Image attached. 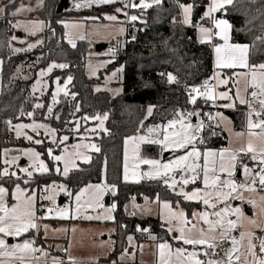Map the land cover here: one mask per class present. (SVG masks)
<instances>
[{
	"label": "trees",
	"instance_id": "trees-1",
	"mask_svg": "<svg viewBox=\"0 0 264 264\" xmlns=\"http://www.w3.org/2000/svg\"><path fill=\"white\" fill-rule=\"evenodd\" d=\"M23 0H15L14 4H7L3 19H0V150L12 146L24 145V142L13 137L10 126L18 121L25 120L27 114L33 110L36 120H43L42 108H33L36 98L31 95L30 87L35 80L36 72L45 69L51 63L67 64L64 69L55 68L49 75L53 77L71 76L69 84L70 95L63 99L56 107L59 119H52V125L58 134L68 133L76 120L83 117H94L107 114V133L96 138V144L101 151L92 154V161L81 164L72 170L69 175L62 178L52 171L46 174L35 175L31 187H40L52 182L64 183L68 192L75 194L88 184H99L102 180L111 185L115 184L116 194L112 200L115 202L113 212L114 232L111 235L113 249L103 259L104 262H117L118 256L126 248V238L134 235L138 243L144 241L145 236L138 229H145L156 237V242H169L172 244L170 233L162 227L159 218H136L128 215L125 206L133 198L142 201L143 198L155 200H169L173 206L177 204L185 209L188 218L194 209L200 205L184 201L182 197L170 192L161 181H144L140 183L122 182V154L123 139L144 132L147 127L166 124L174 118L176 112H190L203 110L205 100L197 99L196 104L189 102L188 90L193 86L200 87L205 80L212 83L213 65L212 49L209 44H201L196 39L193 26L186 27L181 23L180 5L195 4L192 14L194 24L206 25L208 20L202 14L209 4V0H162L159 5L137 13L138 19L131 21L137 31L127 35L124 47H120L107 65L106 73L122 68L121 93L111 96L107 91L95 92L92 88L93 79L84 74L85 53L87 45L78 41L75 47H70L64 39V29L56 20L62 16H100L108 12L113 6L92 5L88 9L74 12L70 9L56 14L60 0H42V6L32 14L40 20L46 21V28L42 33L31 37L41 40V44L31 50H22L14 53L12 36L17 35L10 17L12 12ZM32 2L34 0H31ZM73 2V0H68ZM9 2V1H7ZM114 6L123 8L117 16L118 20L124 18L125 8L122 3ZM135 12L134 10H132ZM131 11V12H132ZM216 17L228 20L232 25L231 42L248 44L255 47L252 50L251 62H264V0H234L228 6L227 12H218ZM133 35V37H132ZM119 45V44H118ZM27 75V77L18 76ZM176 76L178 83H168L166 75ZM100 79L103 75L99 76ZM71 93L76 94L75 100ZM44 96L42 102H47ZM80 105V111H75V105ZM208 104V103H207ZM44 105V104H43ZM149 106L153 107V114L146 116ZM240 108V107H239ZM231 118L233 125L239 129L243 125L240 111H225ZM242 112V111H241ZM201 113V112H200ZM240 116V118H239ZM194 117V116H193ZM11 121V124L8 122ZM143 122L144 128H140ZM69 127V128H67ZM211 129L204 128L200 135L205 137L204 144H197L201 150L224 148L226 137L220 129L212 128L216 135L210 136ZM44 154V147H39ZM141 154L152 158L158 156L156 145H142ZM170 154V153H169ZM45 157V154H44ZM106 169V171H105ZM198 183L195 185L197 186ZM195 186H190L192 189Z\"/></svg>",
	"mask_w": 264,
	"mask_h": 264
},
{
	"label": "snow or ice",
	"instance_id": "snow-or-ice-1",
	"mask_svg": "<svg viewBox=\"0 0 264 264\" xmlns=\"http://www.w3.org/2000/svg\"><path fill=\"white\" fill-rule=\"evenodd\" d=\"M10 4H14L15 0H9ZM114 3H122L124 8H148L153 4L159 5L162 0H140L139 4L133 3L132 0H81V3H77L75 7L77 9L81 7H91L92 5H109ZM234 0H210L207 6V11L204 12L202 18H206L213 25L212 28L204 27L202 24H194L192 21V14L195 8V4H181L180 7L183 11V23L197 27L200 33L199 42L201 44H209L214 51V65L215 72L212 77L216 81L215 84H211L210 81L205 80L200 87L193 86L189 93V102L193 105L196 104L197 96H201L205 99V102L216 100H227V104L221 105L226 108H235L236 102L241 105H246L248 111L246 113V132H237V137L247 136L246 145H242L238 149L225 148L219 151L208 149L201 151L198 149L197 144H204L205 137L200 135L205 127L212 129L213 124L205 125L203 121L199 124L193 125L191 123V117L199 116L197 111L190 112H176L174 118L159 126L147 127L146 134H136L127 137L124 140V154H123V172L122 179L124 182L140 183L141 180H159L168 189L172 190L175 195L183 197L186 201L202 202L207 208L213 209L212 212L203 211L193 213V218L189 219L183 210H179V205H176V210L173 209V205L167 201L163 202V209L166 210V214L163 215L162 227H166V231L170 234L179 233L178 237H174L178 242L183 245H190L194 249L197 246L202 248V251H187L184 247L173 248L168 242H159L157 244L158 250V264H264V237H257L251 230L240 231L239 237L233 236L232 232L238 228H243V221L247 220L250 225L256 228H262L261 223L255 219L249 220L244 215L240 208H230L227 206L226 201L231 199L244 200L243 192L257 193L259 190L264 191V62L253 63L251 62V56L255 46L241 43L231 42V31L233 25L226 19L217 18L214 14L217 12H227L228 6L233 5ZM7 5L0 7V14L6 11ZM23 6L14 11L12 14L18 15L23 11ZM117 12H123V8H117ZM127 15V13H124ZM108 20H116L115 15L105 17ZM137 16L130 17L131 21H136ZM33 24L42 26V22L33 21ZM64 23L67 28L69 24ZM17 24H13V27H17ZM219 38L223 43H214L216 38ZM17 37L12 36L11 40H16ZM264 40V38H262ZM69 43L72 47H75V43L69 39ZM35 45L30 44L29 49ZM14 53L22 51L21 49L13 48ZM110 62V61H109ZM2 63V61H0ZM68 67L67 64H57L53 62L50 64L46 71H41L39 75L41 77L48 73H51L53 69H64ZM223 69H244L245 71H234L232 76L240 77L243 79V89L236 87L235 94L230 95L232 89L229 88L226 91L217 93L216 88L220 85L227 86L232 76L222 78ZM123 69H117L112 73V77H117L119 72ZM166 75L168 83H178L176 76L167 73ZM72 77L68 76L67 81L61 87L59 80L56 81L57 89L53 93V105L59 103L57 96L63 93L64 96H69L70 93L67 89L68 84L72 82ZM233 85H238V80H233ZM40 81H37V85H40ZM248 89H251L249 92ZM34 91L36 87L34 86ZM95 91L99 92L101 89L97 87ZM243 92V94H242ZM116 94H119V90H116ZM73 100L76 98L75 93H71ZM258 105V107H257ZM36 108L44 107L42 104H36ZM153 107L147 108V115L153 114ZM48 113L53 112L52 107H48ZM75 111H80V105H75ZM29 116L32 113H28ZM210 121L214 122L215 127H219L221 123L227 121V118L222 113H216L215 115L208 114ZM59 119V117H56ZM84 120L90 119V117H83ZM99 121V129L102 132L107 133V129L104 127V122L108 119V115L105 113L103 116L96 115L91 117ZM11 124V121L8 122ZM230 123V122H229ZM16 136L22 135V129L31 128L34 132L38 129L44 128L46 133L53 137V143H64L69 139L68 136H63L59 140L55 139L56 129L47 128L43 124H17L14 125ZM145 126L143 122L140 124V128ZM80 124L76 122L74 131L79 132ZM87 131L96 132V128L88 129ZM37 134H39L37 132ZM26 139L33 141V137L24 133ZM210 136L216 135L215 131H209ZM36 144H41L42 141L37 139L33 141ZM129 145H132L131 155L129 154ZM141 145H157L161 149V157L164 152L173 151L178 152L184 150L183 154L176 156L173 160L168 162H162V159L144 158L141 156ZM73 159L70 161L65 155H54L53 149L47 150L48 157L53 162H64L63 170L59 167L56 168L57 173H61L65 177L68 176L71 164L72 168H77L76 158L80 159L83 163L88 164L92 161V156L86 152L78 151V149L84 148L93 152L99 153L101 148L95 143L78 144L73 145ZM8 149L4 150L5 159L3 161L4 166L0 169V179L7 177L11 179L15 177L17 180L22 179L17 175L16 171H11L10 166L16 165L20 172H23L29 179L33 176L34 172L47 173L49 172L48 166L40 159L41 153L33 150H17V152L23 151V155L28 157L32 163L30 168L19 167L18 161L20 155H13L9 158ZM67 148L63 149V152L67 153ZM241 154L249 155L250 159L258 164L259 171L250 168L248 165L240 162L243 174L245 176L244 183H238L233 179L236 173L238 158ZM203 163H199V161ZM131 161V163H130ZM141 165H148L149 170L141 171ZM131 169V171H130ZM106 171V169H105ZM179 177L177 178V174ZM226 174L227 178H222V175ZM29 179H24L25 184L29 183ZM197 180H202L203 188H193L190 191L185 190L189 184H195ZM115 184H89L85 188L81 189L79 194L75 195V201L77 207L75 212L76 216H69L68 209H57L56 215L61 219H107L113 220L114 217L110 214L115 209V205L112 209H106V215H83L79 216L83 209L86 213L88 209L95 210L98 207H103L100 204V199L106 191H111L113 195L116 194ZM53 188L58 190L67 191L63 185H54ZM94 189V191H89ZM53 189L46 187L45 192H51ZM88 193L87 199L82 201V197ZM235 193V196H233ZM69 196L72 193H68ZM9 197L15 200L16 203L9 204ZM48 200H53L52 195L44 197ZM36 197L29 194L25 189L21 188L20 184L15 185V191L10 192L8 188L0 186V257L15 258L20 261V264H26L27 261L32 259H40L36 257L35 253L41 252L44 256L47 253L35 246L34 239H24L22 243L16 245H9L7 243V237H21L26 233L33 230L39 232L41 225L39 221L47 219V216L36 215V208L34 206ZM156 202H160V197L157 195ZM248 203L252 204L254 208L258 209V214H264V195L259 197L257 201L255 198H249ZM218 204H225V207L218 208ZM48 213H52L53 209L49 208ZM149 211L150 209H145ZM230 215H235L236 219H230ZM210 217H215L212 219ZM190 225V226H189ZM206 226V227H205ZM43 230L45 233L48 231V226L44 225ZM139 231H147L145 229H138ZM53 231H68L67 229H54ZM75 232V229H72ZM150 238L156 240V237ZM131 242L132 237H128ZM259 241V249L257 250V244L254 241ZM227 241L230 243V247L224 249L223 256L219 255L217 249L223 247V243ZM206 257L201 259L200 257ZM3 264V261H0ZM52 264H64L62 260L53 258ZM69 264H77L76 260L69 257Z\"/></svg>",
	"mask_w": 264,
	"mask_h": 264
},
{
	"label": "rangeland",
	"instance_id": "rangeland-1",
	"mask_svg": "<svg viewBox=\"0 0 264 264\" xmlns=\"http://www.w3.org/2000/svg\"><path fill=\"white\" fill-rule=\"evenodd\" d=\"M3 1H0L2 4ZM140 3V0H138ZM9 2H6V5ZM42 0H34L33 2L31 0H23L20 4L23 6V11H21L18 15H13L12 17L10 16L9 19L11 20V24H17V27H13L14 30L16 31L18 29V33L21 34L20 37H18L17 42L20 44H16V41L13 42L12 49H21V50H31L36 48L38 45L41 44V40L38 39H31V37H34L40 33L43 32L44 24L42 23L41 25L38 24H33L31 20H27L25 18H19L17 16H24L23 13L24 11L27 10H35L41 6ZM73 7L75 10H72L74 12H78L81 10L88 9L89 7H81L77 9L75 5L77 3H81V0H73ZM210 3V0H209ZM118 4V3H116ZM114 4H109V6H113L111 9L108 10V12L102 13L100 16H90V17H84L85 22H80V21H70V20H64V22H67L69 24V27H65L64 23L63 29H64V39L67 42V44L72 47V44L69 43V39H71L75 45L77 44L78 41H84L86 42L87 45V52L85 53V62H84V74L87 78L93 79L94 83L92 85L93 90L97 87L101 89V91H107L111 96H116V90H119V93H121V86L118 84L122 81V72H119L117 74V77L113 78L112 73L116 71L117 69H114L113 71H110L109 73H106V68L109 63L113 61V58L115 57V54L111 51V47L117 45L122 38H119V36L124 35L125 31L123 27H119L116 30L109 29L106 27H101L98 24L88 22L86 18H89L90 20H95V21H103L106 22L108 19H106V16L110 15H115L116 17L120 15L122 12H117L116 9L120 8L117 6H114ZM96 7H100L101 5H95ZM208 6V5H207ZM21 8V7H19ZM18 8V9H19ZM142 10H145L144 8H136L134 13L137 15V13L141 12ZM207 11V7L205 8V11ZM203 12V13H204ZM218 13V12H217ZM215 13L214 15L216 16ZM1 16V15H0ZM66 16V15H65ZM67 17H75L73 19H76V17L80 16H74L70 15ZM181 17L183 21V11L181 9ZM83 18V17H81ZM221 18V17H217ZM206 19V18H205ZM224 19V18H222ZM209 23H211L209 21ZM213 27V25H212ZM17 33V36H18ZM197 33L200 37L199 30L197 29ZM16 36V37H17ZM198 37V38H199ZM199 40V39H198ZM215 43H223L222 41L219 40V38H216ZM35 45L34 47L29 49V45ZM97 45H103L104 48L101 51H96L95 47ZM212 59H213V75L215 72V65H214V51L212 48ZM110 61V62H109ZM52 64V63H51ZM48 66L45 69H40L36 72L35 80L33 81L31 87H30V92L33 97H35L36 102H34V109L36 108V104H44V110H43V117L44 119H35L37 116L36 114L34 115L33 110L29 113H32L31 116L27 114L25 120L23 121H18L10 126L13 137L17 140H21L24 142V145L20 146H12L9 148H3L0 150V169H2L4 166V150L8 149L9 151V158L13 155H20V159L17 162L19 167H25V168H30L32 161L23 155V151L17 152V150H27V149H33L37 152L40 153L39 147H44V154L41 153L40 159H42L45 164L49 168V172L52 171L55 174L60 175L62 178H65L64 175L61 173L56 172V168L59 167L61 170H63L64 167V162H53L47 155V150L49 148L53 149V154L54 155H65L67 159L70 161L73 159V156L71 153H73V145H78V144H89V143H95L96 144V138H99L101 135L105 134V132L100 131L99 129V121L95 119H80L76 120L74 122V125L69 128L70 132L68 133H62L61 135L57 133L56 131V137L55 139L59 140L63 136H68L69 139L65 141L62 144H59V146L55 143H53V137L49 134L46 133V130L44 128L38 129L37 132H34L31 128L27 129H22V135L20 137L16 136V132L14 130V125L17 124H25V125H32V124H43L46 125L47 128L55 129L54 126L52 125V119L54 117V112L56 107L59 105V103L65 99L67 96H64L63 93H60L59 96H57V100L59 103L53 105L52 100H53V93L56 92L57 89V83L56 81L59 80L60 86L62 87L64 83L67 81L68 77L62 78V77H53L52 79L49 78L50 73L46 74L45 76L41 77L39 73L41 71H46ZM234 71H245L244 69H223L222 70V78H226L228 76H232ZM103 75V78L100 79L99 76ZM28 74L26 75H21L18 72V76H23L27 77ZM40 81V85H37V81ZM233 80H238L239 84L238 85H233ZM114 83V85H113ZM216 81L214 80V84ZM34 86L36 87V91H34ZM240 87L243 89L244 82L243 79L240 77H235L232 76V79L229 80V83L227 86L220 85L216 88L217 93L223 92L228 90L229 88L232 89V92L230 95L235 94L236 87ZM67 89L69 91V84L67 86ZM250 92L251 89H248ZM97 92V91H95ZM243 94V92H242ZM44 96L48 97L47 102H42V99ZM200 99V98H197ZM218 102V110L215 111L214 115L216 113H222L226 118L227 121L224 123H221L219 127L214 126L213 121H208L207 123H204L205 125L208 124H213L212 128L220 129L221 132L225 134L226 137V146L224 148H217V149H211V150H216L219 151L221 149L225 148H231V149H238L242 145H246L247 142V136L245 135L244 137H237L235 134L237 132H246V112L248 111V108L246 105H241L238 102H236V107L235 108H226L222 107L221 105L227 104L229 101L227 100H216ZM210 103H213L212 101H209V103L203 105V107H206ZM48 107L53 108V112L51 114L48 113L47 109ZM240 107V108H239ZM258 107V105H257ZM42 108V107H41ZM39 109V108H38ZM226 110L230 111H236L239 110V114L242 119H243V125L239 128L236 129L233 125V122L231 118L226 114ZM245 110V111H244ZM202 110H198L197 112H201ZM242 111V112H241ZM59 112H57L55 115L57 116ZM100 115V114H99ZM104 114H101L100 116H103ZM56 116L54 119L56 120ZM146 116L147 115V110H146ZM239 116V118H240ZM35 117V118H34ZM95 117V116H94ZM200 115L199 116H194L191 117V123L193 125L199 124L200 121ZM38 118V117H37ZM195 119V121H193ZM79 121L80 128L79 132L74 131V127L76 125V122ZM106 122V121H105ZM104 122V127L106 128V123ZM230 122V123H229ZM159 126V125H155ZM152 127V126H150ZM96 128V132H90L87 131L88 129ZM208 128V127H205ZM147 130V129H146ZM146 130L144 132L138 133V134H146ZM212 130V129H211ZM24 133L27 135H30L33 137V141L39 139L42 141L41 144H36L33 141H29L26 139ZM129 137V136H128ZM127 138V137H126ZM123 139V154H124V140ZM142 146V145H141ZM157 146V145H156ZM67 148V153L63 152V149ZM158 148V156L157 157H152L154 159H162V162H168L170 160H173L176 156L183 154L184 150H180L178 152H173V151H168L164 152L165 153H170L167 157H161V149L159 146ZM131 149L132 145H129V154L131 155ZM199 149V148H198ZM201 150V149H200ZM201 150V151H206ZM78 151L81 152H86L87 154L91 155L94 154L95 152L88 150V149H78ZM123 154H122V166H123ZM142 156V154H141ZM249 156V157H248ZM144 157V156H142ZM147 158V157H144ZM251 160L250 159V154L249 155H244L241 154L240 157L238 158V164H237V169L235 176L233 179L237 181L238 183H244L245 182V176L243 174L242 167L240 166V162L243 164L247 165V162ZM23 161V162H22ZM252 161V160H251ZM76 164L77 168L83 163L80 159L76 158ZM253 163H256L252 161ZM131 163V161H130ZM199 163H203V161H199ZM258 165V164H257ZM70 171L69 173L77 168H72L71 164L69 165ZM256 171H259L258 169L252 168ZM11 171H16L17 175L20 176L22 179L17 180L15 177H12L11 179H8L7 177L0 179V186H4L9 189L10 192L15 191V185L18 183L20 184L21 188L25 189L29 194H32L36 197L34 206L36 208V215L39 217L41 215L47 216V219H42L39 221V224L41 225V230L39 232H36L35 230L24 234L21 237H7V243L11 245H16L18 243H22L24 239H34L35 240V246L37 248L43 249L46 253L47 256H44L43 253L37 252L35 253L36 257H40V259H32L31 261H27L26 264H52L53 258H57L59 260H62L64 264H69V257H72L76 260L77 264H158V250H157V242L153 239L150 238V235L147 231L142 232V236H145L144 241L138 243L134 237V235L130 234L126 238V248L123 250V252L118 256L117 262H104L103 259L106 258L109 253L113 249V240L111 238L112 233L114 232V226L112 223H110L112 220H107V219H83V218H76V219H61L56 215V210L57 209H68L69 210V216H76L77 213L75 212V209L77 207L76 201H75V195L79 194L80 190L85 188L86 186H83L81 189H79L75 194L69 196L68 195V190L63 191V190H58L53 188L54 185H63L65 189L66 185L64 183H58V182H52L47 185H41L40 187H31V184L34 180L35 175H40V174H46V173H39V172H34L33 176L29 179L26 177V175L23 172L19 171V168L16 165H11L10 166ZM141 171H147L149 170L148 165H141L140 166ZM131 171V169H130ZM122 172H123V167H122ZM48 173V172H47ZM239 173V176H238ZM69 175V174H68ZM179 177V173L177 174V178ZM222 178H227L226 174L222 175ZM24 179H29V183L25 184L23 182ZM122 179V175H121ZM144 181H159V180H141V182ZM122 182L123 179H122ZM124 183H132L134 182H124ZM198 183L197 186H195ZM89 185V184H88ZM96 185V184H93ZM164 185V184H163ZM165 186V185H164ZM190 186H195L194 188H203V183L202 180H197L195 184H189L186 186L187 191H190L188 189ZM52 188L53 190L51 192H45L44 189ZM167 188V187H166ZM258 191L257 193H250L247 191L243 192V196L245 197L244 200L240 199H231L229 198L226 201V204L230 208H240L244 215L248 217L249 220L255 219L258 222L261 223L262 227H264V214H258V209L254 208L252 204L248 203L249 198H255L257 201L259 200V197L264 195V191L259 190V186H257ZM168 189V188H167ZM193 189V188H192ZM191 189V190H192ZM170 192L174 193L172 190L168 189ZM94 191V189L89 190ZM106 191L104 195L100 199V204L103 205V207H98L95 210L88 209L87 212L85 213L84 210H81V213L79 214L80 217L83 215H91V216H96V215H106V209H112V206L114 205L112 202V197L110 196ZM175 194V193H174ZM47 195H52L53 200H48L45 199L44 197ZM88 193H85V196L82 197V201L84 199H87ZM233 196H235V193H233ZM110 197V198H109ZM64 198L65 202L61 205H59V199ZM109 199V200H108ZM183 199V197H182ZM184 200V199H183ZM112 201L111 203H108ZM169 202V200H160L159 203L156 202L155 200H149L147 198H143L142 201L137 200L136 198H133L129 203L126 204L125 206V211L128 213V215L134 216L136 218H159V220L163 223V215L166 214V210L163 209V202ZM186 201V200H184ZM47 203L48 204V209L52 208L53 212L48 213V209L42 210L41 209V203ZM190 203H196L200 205L199 209H194L192 211L191 217L189 219L193 218V213L196 212H203V211H208L212 212L213 209L207 208L202 202L198 203L196 201H187ZM16 203L15 200L11 199L9 197V204H14ZM172 204V203H171ZM218 208H223L225 207V204H218ZM145 209H150L149 211H145ZM173 209L176 210V206H173ZM179 210H183L186 214L185 209L181 208L179 206ZM114 211V210H113ZM113 211H111V215L113 216ZM187 216V215H186ZM212 219H215V217H210ZM230 219L235 220L236 216L235 215H230ZM244 227L243 228H238L237 230L232 232L233 236L239 237L240 231L243 230H251L254 233L255 232H260L263 231L262 228H256L253 227L248 223L247 220L243 221ZM47 225L48 226V231L47 233L44 232L43 226ZM190 226V225H189ZM206 227V226H205ZM54 229H67L68 231H53ZM72 229H75V232L72 231ZM236 233V235L234 234ZM171 239L174 242L176 239L174 237H178L179 233H172ZM131 236L132 240L129 242L128 237ZM151 236H154L151 234ZM155 237V236H154ZM177 244H171L173 248L176 247H184L187 249V251H202V248L200 246H197L195 249L190 246V245H183L181 242H178L176 240ZM169 243V242H168ZM170 244V243H169ZM229 243V247H230ZM219 252L220 256H223L224 254V249H217ZM201 259H206V257L201 256ZM0 261H3V264H20V261L15 258H10V257H0Z\"/></svg>",
	"mask_w": 264,
	"mask_h": 264
},
{
	"label": "crops",
	"instance_id": "crops-1",
	"mask_svg": "<svg viewBox=\"0 0 264 264\" xmlns=\"http://www.w3.org/2000/svg\"><path fill=\"white\" fill-rule=\"evenodd\" d=\"M0 1H3L2 2V4L0 3V7H4L5 5H6V2L7 1H9V0H0ZM69 2V1H68ZM132 2L133 3H136V4H139V2H138V0H132ZM73 2H69V6H68V9H70V10H75V8L73 7ZM41 6H42V3H41ZM41 6L39 7V8H37V9H35V10H27V11H24L25 13H23L24 14V16H17V17H19V18H25V19H27V20H31V21H37V22H42L43 24H44V28H45V26H46V21L45 20H39V19H37L36 17H34V16H32V14H30V13H34V12H36L38 9H40L41 8ZM19 7H21V4H19L12 12H10V16L12 17L13 16V12L14 11H16ZM136 8H138V7H136ZM136 8H132V10H135ZM205 11V10H204ZM204 14V13H203ZM203 14H202V17H203ZM1 16H4V13L3 14H0ZM133 15H135V16H137L133 11L131 12V16H133ZM130 16V17H131ZM180 17H181V7H180ZM73 18H75V17H67V16H62V18L61 19H59V20H70V21H80V20H85V18H81V17H76V19H73ZM87 20H88V22H91L92 21V23H95V24H98V25H100L101 27H106L107 26V28H109V29H113V30H116L117 28H119V27H123L122 25H115V24H113L112 22H114V21H121V20H118V18L116 19V20H107L106 22H103V21H101L102 23H96V22H94L93 20H91L90 21V19L89 18H86ZM205 19V18H204ZM58 22V21H57ZM61 22H64V21H59V23H61ZM80 22H82V21H80ZM181 23L184 25V26H186V27H191V25H188V24H185V23H183V21H182V17H181ZM209 23V21L207 22V24ZM62 24V23H61ZM210 25H211V27H212V23H209ZM63 26V25H62ZM204 27H205V25H203ZM124 28V27H123ZM195 28V32H196V39L198 40L199 38V35H198V33H197V27H194ZM17 31V33H18V29L16 30ZM124 31H125V33H124V35H123V37L122 36H119V38H122V40L118 43L119 45L121 44V43H125L126 42V39H127V33H126V29L124 28ZM20 35L21 34H19L18 33V36H17V39H18V37H20ZM17 39L15 40L16 41V44L18 45V44H20V43H18L17 42ZM14 41V42H15ZM215 41H216V39L214 40V43H215ZM198 42H199V40H198ZM117 44V45H118ZM211 49H212V47H211ZM212 65H213V59H212ZM213 71H214V67H213ZM212 77H213V75H212ZM119 85H120V83H118ZM211 84H214V80L212 79V83ZM113 85H114V83H113ZM197 98H200V99H203V100H205L203 97H201V96H197ZM206 103H209V101L208 102H206ZM230 111V110H229ZM239 111V110H238ZM247 113V112H246ZM99 184H105V182H104V180H102L101 181V183H99ZM110 196H113V194H112V192L111 191H108L107 192ZM110 198V197H109ZM109 200V199H108ZM65 202V200L62 202V204ZM112 201H110V202H108V203H111ZM114 205H115V202H112ZM115 210V209H114ZM114 212V211H113ZM113 221V220H112ZM112 221L110 222V223H112ZM235 235H236V233H234ZM172 244H177V242H176V240L173 242L172 241ZM229 247V246H228ZM227 247V248H228ZM226 249V248H225ZM220 250V249H219Z\"/></svg>",
	"mask_w": 264,
	"mask_h": 264
},
{
	"label": "built area",
	"instance_id": "built-area-1",
	"mask_svg": "<svg viewBox=\"0 0 264 264\" xmlns=\"http://www.w3.org/2000/svg\"><path fill=\"white\" fill-rule=\"evenodd\" d=\"M131 11H132V8L131 7H128V8H125V13H127V15L124 14V18L121 20V21H114L112 22L113 24L115 25H122L125 29H126V33L127 35H131L133 33H135L137 31V28L136 26H134L132 23H131V20H130V16H131ZM5 18L4 16H0V19H3ZM40 20V19H39ZM56 21H64V20H56ZM82 22H85V20H80ZM91 21V20H90ZM92 22V21H91ZM94 22L96 23H102L101 21L98 22V21H95ZM205 27H208V28H212L211 25L208 23L205 25ZM133 37V35H132ZM120 47H124V43H121L120 45H115V46H112L110 49L113 53H116L118 50H120ZM190 91V89L188 90V92ZM218 102L215 101L213 103H210L209 105L206 106L205 109H203L200 113V121H203L204 123H207L209 121V118H208V114H212L214 115L215 111L218 110ZM245 111V110H244ZM249 157V156H248ZM247 165L250 167V168H255V169H258V165L257 163H253L251 160H249L247 162ZM48 204L47 203H41V209L42 210H46L48 209ZM255 235L257 237H264V232L263 231H260V232H255ZM256 244H257V250L259 249V241H254ZM229 246V242L225 241L223 243V247L220 248V249H225Z\"/></svg>",
	"mask_w": 264,
	"mask_h": 264
},
{
	"label": "water",
	"instance_id": "water-1",
	"mask_svg": "<svg viewBox=\"0 0 264 264\" xmlns=\"http://www.w3.org/2000/svg\"><path fill=\"white\" fill-rule=\"evenodd\" d=\"M68 6H69L68 0H60L59 3H58V5H57V8H56V14H61L64 10H66L68 8ZM103 48H104L103 45H97L95 47V50L96 51H101ZM193 121H195V119H193ZM168 155H169V153H165L163 155V157L165 158ZM238 176H239V173H238ZM64 200H65L64 198H60L59 199V205H61Z\"/></svg>",
	"mask_w": 264,
	"mask_h": 264
}]
</instances>
